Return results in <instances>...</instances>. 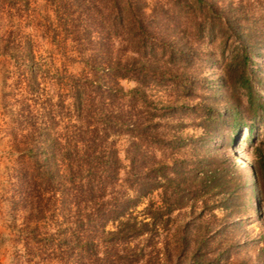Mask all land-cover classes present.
Listing matches in <instances>:
<instances>
[{
    "label": "rangeland",
    "instance_id": "1",
    "mask_svg": "<svg viewBox=\"0 0 264 264\" xmlns=\"http://www.w3.org/2000/svg\"><path fill=\"white\" fill-rule=\"evenodd\" d=\"M141 1L156 74L142 84L121 79L127 95L114 105L87 94L81 115L77 82L90 77L89 60L101 46L92 41L110 32L109 22L94 9L83 12L82 0H0V264H264V197L253 169L256 149L264 152V0ZM108 46L132 55L126 41ZM182 53L188 62L178 60ZM244 53L247 66L237 58ZM136 87L143 95L132 96ZM121 105L159 134L143 140L147 158L181 162L171 192L141 197L133 216L144 220L178 197L175 187L184 204L165 214L153 235H108L118 223H97L99 206L75 196L60 162L59 177L43 185L45 217L38 218L18 147L115 141L124 163L118 189L126 191L130 136L108 132L104 116ZM48 168L57 169L55 160ZM210 170L217 177L207 186L203 173ZM88 241L93 249L83 252Z\"/></svg>",
    "mask_w": 264,
    "mask_h": 264
},
{
    "label": "trees",
    "instance_id": "2",
    "mask_svg": "<svg viewBox=\"0 0 264 264\" xmlns=\"http://www.w3.org/2000/svg\"><path fill=\"white\" fill-rule=\"evenodd\" d=\"M82 2L83 12L91 9L96 10L97 15L109 22L110 32H107L106 35L102 33L95 42L92 41L95 45L101 46L95 49L89 60L90 77L82 76L78 79L77 83L79 84L77 85L79 86L76 89L77 96H75L74 105L77 114L81 115L87 106V94L93 93L99 98L110 99L111 105H114L116 99L127 95L124 87L120 84L121 79L134 78L142 84L144 78L149 74H156L154 64L157 63H155V54L151 53L154 52L153 45L151 44L149 47L147 38L146 20L148 14L145 12L144 2L141 0L134 2L131 0H82ZM93 4L94 8L90 7ZM89 16L93 17L94 14H89ZM118 39L131 44L128 52L132 55L126 57L119 55L111 48L112 46H108ZM174 58H176L175 55L171 54V61ZM237 58L242 60L239 65L247 66L249 58L247 54L238 55ZM178 60L184 63L188 62L189 55L182 53ZM105 65L108 66L107 71L103 68ZM249 86L251 85L249 84ZM249 86L247 87L249 88ZM130 92L132 96H136L143 95L144 90L142 87H136ZM116 108L104 116L108 120V132H126L130 136L126 149V157L130 161V171L127 173L129 177L126 179L128 190L126 191L118 189L121 187L119 181L124 163L115 141L103 145V148L93 140L76 141L74 144L51 141L18 147L20 148L19 152L25 155L23 157L29 164V170L26 168L22 177L27 184L28 191L35 192V205H37L35 210L39 212L37 213L38 218L45 217L42 203L45 201L44 191L46 189L43 185L49 186L59 177L60 162L67 169L66 174L62 177L69 181L75 196L88 195L91 203L99 206L96 216L97 223L102 226L109 222L118 223V230L107 231L108 235L122 234L130 237L148 233L153 235L152 232L158 227V221L165 214L184 204L181 191L175 187L173 192L178 193V197L173 198L170 195L163 206L145 212L144 220L139 221L133 216V209L139 206L141 197L160 188L171 192L170 189L173 188L176 180L171 173H174L175 167L181 162L178 160L165 162L147 158L143 140L145 138L156 139L159 134L149 129V126L142 125L131 110L124 109L123 105ZM106 130L103 129L101 138L107 137ZM89 132L96 138L99 136V129H89ZM256 152L260 159L253 169L258 176L264 197V152L260 147L256 149ZM51 160H55L57 169L48 168ZM216 177L215 170L203 173V181L207 186L215 182ZM109 192H111V199L105 201L104 198L108 196ZM225 194H227L226 191ZM83 249V252L92 250L93 242L88 241L87 247H83Z\"/></svg>",
    "mask_w": 264,
    "mask_h": 264
}]
</instances>
